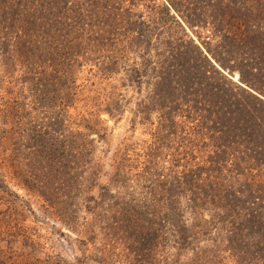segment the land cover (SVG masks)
<instances>
[{"label":"trees","instance_id":"trees-1","mask_svg":"<svg viewBox=\"0 0 264 264\" xmlns=\"http://www.w3.org/2000/svg\"><path fill=\"white\" fill-rule=\"evenodd\" d=\"M130 105L150 138L115 143L102 116ZM5 139L45 199L84 190L85 166L107 181L83 237L61 233L75 264H264V0H0ZM6 165L0 264L61 263L22 233Z\"/></svg>","mask_w":264,"mask_h":264},{"label":"rangeland","instance_id":"rangeland-1","mask_svg":"<svg viewBox=\"0 0 264 264\" xmlns=\"http://www.w3.org/2000/svg\"><path fill=\"white\" fill-rule=\"evenodd\" d=\"M122 93L131 96V88H126V90H121ZM138 95L137 97H141ZM155 115L152 116V119H155ZM132 118H133V108L130 105L128 107L127 112L123 116L122 120L115 121L112 119H108L107 116L103 115L102 119L106 120L105 126L108 127V132L110 138L113 142L117 143L124 136L130 137L133 140H146L150 138V135L147 134L146 127L138 124L135 128L132 127ZM96 138V135L94 136ZM11 139H5L0 141V157L7 158V165L5 169L9 173L11 172L13 177L9 182L12 186L13 190L25 200H28L31 204L32 212L26 211L23 215H17L20 221V228L24 229L22 233H24L34 245L37 246V253H39L40 257H45L46 255H50L54 258V262L61 261L59 264H75L76 253H79L78 249L79 244L77 241L71 240L63 235L64 233H71V237L75 240H78L79 237H83V235L75 228V230L69 227L70 224H76L78 227H81L82 224L90 219L89 208L91 207L90 202L87 197H98L99 196V187L105 184L107 181L105 178H101L96 185H93L92 188H88L90 185L89 182L86 181L88 175V168L86 171H83L85 167L80 168L82 170L80 172V182L82 185L84 184L86 187L84 190L80 191L78 194L73 195H64L61 194V197H52L50 199H45L43 196L39 195L38 192L32 191L29 192L24 185L22 184V179L18 176L20 170H22V162L26 163L24 155L20 152V149L15 146L13 139V144L9 147V143ZM101 145V146H100ZM12 152L13 159H8V154H6L7 148ZM104 149H103V148ZM104 147L103 142L98 143L96 156L101 158L103 156ZM14 153H17V156H14ZM14 171V172H13ZM53 185L52 192L57 187L56 181H49ZM17 184L21 186H17ZM62 185V184H59ZM65 185V184H64ZM64 187V186H63ZM72 188L77 189L76 186H72ZM80 189V188H78ZM86 193V194H84ZM87 195V197L85 196ZM85 197V198H84ZM19 204L21 202L17 201ZM8 205V204H6ZM13 209V207H12ZM100 211V209H97ZM6 209L3 212H0V223L2 219L5 217L4 214L7 213ZM8 219V218H6ZM86 231V229H85ZM84 236H86V232H84ZM2 246L5 243H1ZM159 259L164 260V257L167 256L166 251L159 252ZM189 255H186L188 257ZM185 258V256H184ZM161 264H167V261H163Z\"/></svg>","mask_w":264,"mask_h":264}]
</instances>
